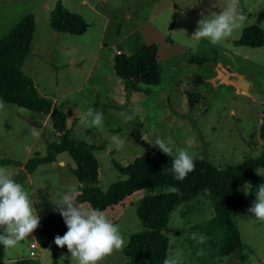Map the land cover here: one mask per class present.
<instances>
[{"label":"rangeland","instance_id":"374dc122","mask_svg":"<svg viewBox=\"0 0 264 264\" xmlns=\"http://www.w3.org/2000/svg\"><path fill=\"white\" fill-rule=\"evenodd\" d=\"M58 1L83 17L87 23L83 34L58 33L52 29L49 15ZM80 1L0 0V38L25 15L33 14L35 29L30 53L21 69L39 92L65 113L73 135L96 146L99 185L103 190L125 177L115 164L124 166L131 162L144 152V141L152 143L157 137L173 145L174 151L191 144L190 153L220 167L241 163L264 152V138L260 134L264 103L238 91L230 82H217L218 70L213 66L217 63L240 76H249L251 84L264 93V45L252 48L234 44L246 27L258 25L264 31V0H240V9L247 17L243 27L216 45L204 39L193 41L191 36L201 13L207 16L219 12L225 0H87L94 10ZM151 31L158 38L153 43L167 46L160 48L161 81L152 86L140 83L148 92L128 96L124 80L114 71L115 53L140 50L147 44L144 34ZM193 56H205L207 61L191 63L189 58ZM3 104L0 159L23 163L34 151L44 154L46 139H56L59 134L52 129L49 116L11 103ZM89 107L103 111L102 128L80 123V115ZM121 113L132 119L126 121ZM34 128L38 137L32 135ZM113 135L124 139L123 149L117 150L112 145ZM4 166L12 169L13 178L21 168ZM74 166L64 152L55 162L38 166L20 182L33 200L40 220L57 212L53 201L71 189L79 191L81 185L70 172ZM256 172L264 178V167ZM245 186L250 191L248 184L241 187L243 206L236 218L244 244L241 253L221 257L209 250L198 255L197 240L191 238L193 233L197 234L195 226L215 213L212 201L199 196L171 213L164 229L169 237V256L179 264H264V222L248 212L254 199L245 195ZM146 194L145 190L137 191L122 204L103 211L118 225L125 246L131 234L144 229L136 209ZM30 242L31 239L25 238L15 248H4L6 263L15 264L9 259L28 256ZM50 246L39 250L38 259L31 264H75L70 253L60 249L54 263L53 244ZM124 247L98 264H125ZM241 254L246 257L244 261ZM138 264L148 262L140 259Z\"/></svg>","mask_w":264,"mask_h":264},{"label":"trees","instance_id":"16d2710c","mask_svg":"<svg viewBox=\"0 0 264 264\" xmlns=\"http://www.w3.org/2000/svg\"><path fill=\"white\" fill-rule=\"evenodd\" d=\"M240 11L243 12V9ZM49 21L52 29L58 33L77 35L83 34L87 29L83 17L69 11L61 1H58L51 10ZM34 29V16L27 14L0 38V101L49 116L52 129L59 134L56 139H46L44 154L34 151L24 163L3 158L0 159V165L22 166L23 169L19 170L14 178L20 183L38 166L55 162L57 156L65 152L75 164L70 172L81 185L77 201L102 211L122 204L137 191L148 192L139 200L136 209L144 229L131 234L123 250L125 264H138L140 259H145L148 264H163V260L169 257V237L164 233V229L170 221L171 213L180 205L188 204L199 196H207L212 201L215 213L212 218L195 226L197 235L203 234L207 237L203 244L196 242L197 251L211 250L221 257L241 253L244 244L236 222L243 206L241 187L248 184L249 195L255 199L258 185L264 183V178L256 172L258 168L264 167V152L241 163H230L223 167L195 155L194 170L188 173L185 179L178 181L173 178L170 171L172 157L144 141L143 153L124 166L115 164L125 177L112 183L107 190H103L99 185L96 146L86 139L73 135L65 113L53 105L49 97L42 95L35 83L21 69L30 53ZM234 44L261 47L264 45V31L258 25L246 27ZM206 61L205 56L189 58L191 63L202 64ZM113 66L116 75L124 80L128 96L135 92H148L140 83L152 86L161 81L156 43L144 45L140 50L130 54L119 50L115 53ZM136 75L141 77L138 81H133ZM260 124V134L264 138V110ZM41 134L44 135V132ZM171 187L179 189V192L172 193L168 190ZM35 230L40 247L47 248L53 244L52 258L53 262L57 263L58 249L67 250L66 246L57 247L54 243L56 235L62 236L67 231L59 212L50 213L41 219L39 227ZM0 232H3V229H0ZM240 259L241 261L246 259L244 254L240 255ZM14 263L28 264V260L18 259ZM0 264H7L3 245H0Z\"/></svg>","mask_w":264,"mask_h":264},{"label":"clouds","instance_id":"9594fccd","mask_svg":"<svg viewBox=\"0 0 264 264\" xmlns=\"http://www.w3.org/2000/svg\"><path fill=\"white\" fill-rule=\"evenodd\" d=\"M247 17L240 11V0H225V4L219 12H211L209 15L201 13V19L197 21V27L192 33L191 39L199 41L207 40L210 44L216 45L232 35L233 31L242 28ZM4 104L0 101V108ZM124 116V113H121ZM125 120H131L132 116H124ZM80 123L89 128L100 129L103 127V111L89 107L79 117ZM33 136H39L34 128ZM112 145L117 150L123 149L124 139L119 135L110 137ZM154 144L159 149L172 157L170 171L175 180H183L188 173L195 168V154L187 148H175L165 139L157 137ZM172 193H178L179 189L171 187ZM249 191L245 186V195ZM79 193L75 189L66 192L59 200L53 201L56 210L59 212L67 227V231L61 236L54 237L57 247L67 248L75 264H98L106 256L114 251L121 250L125 246L118 225L114 224L109 217L100 209L91 206L84 207L77 201ZM248 212L264 222V183L258 185L255 199ZM40 219L33 207V200L29 193L13 178V174L6 166H0V245L4 248H15L17 244L39 227ZM192 239L203 244L207 237L203 234H192ZM203 255V251L198 252ZM163 264H178L174 257H166Z\"/></svg>","mask_w":264,"mask_h":264},{"label":"water","instance_id":"95a60500","mask_svg":"<svg viewBox=\"0 0 264 264\" xmlns=\"http://www.w3.org/2000/svg\"><path fill=\"white\" fill-rule=\"evenodd\" d=\"M213 66L218 70L217 82L227 81L237 86V90L250 95L257 101L264 103V93L257 90V88L251 84V78L249 76H240L229 69L224 68L217 63H213ZM143 76V75H142ZM140 75H136L133 81L140 79Z\"/></svg>","mask_w":264,"mask_h":264},{"label":"crops","instance_id":"0c3cea01","mask_svg":"<svg viewBox=\"0 0 264 264\" xmlns=\"http://www.w3.org/2000/svg\"><path fill=\"white\" fill-rule=\"evenodd\" d=\"M81 2V5H88L89 6V3L87 2V0H81L80 1ZM84 2H87L86 4L84 3ZM91 9H95L94 7H93V5H90L89 6ZM153 35V33H152V31L151 32H146V34H144V38L146 39V42H147V44L146 45H148V44H150V43H153V41H154V39H155V41L154 42H158L157 40H158V38L156 37V36H154ZM147 39L148 40H151V41H147ZM157 44V43H156ZM162 48H167V46H163L162 44L160 45L159 43L157 44V59L159 60L160 58H159V54H160V50ZM118 52V51H117ZM3 159V158H2ZM27 159V158H26ZM25 159V160H26ZM14 160V159H13ZM24 163V162H23ZM0 166H3V165H0ZM19 167V166H18ZM21 169H23L22 168V166H21V168L19 169V170H21ZM8 170L10 171V172H12V169L11 168H8ZM27 178V177H26ZM79 183V182H78ZM80 184V183H79ZM81 187V186H80ZM26 238H28V239H31V241L32 240H34L35 242H37L38 243V235H37V233H36V230H34L30 235H29V237H26ZM39 246V245H38ZM49 247H51L50 245L47 247V248H49ZM47 248H42V247H40L39 246V250H41V249H47ZM27 258V256L25 257V256H18V257H15V258H10L9 260H11L12 262H15L16 260H18V259H26ZM27 260H28V264H31V261H33V260H29L28 258H27Z\"/></svg>","mask_w":264,"mask_h":264},{"label":"built area","instance_id":"2783aa9c","mask_svg":"<svg viewBox=\"0 0 264 264\" xmlns=\"http://www.w3.org/2000/svg\"><path fill=\"white\" fill-rule=\"evenodd\" d=\"M39 244L35 242L34 240L29 243V253L27 258L29 260H37L38 259V253H39ZM26 258V259H27Z\"/></svg>","mask_w":264,"mask_h":264}]
</instances>
